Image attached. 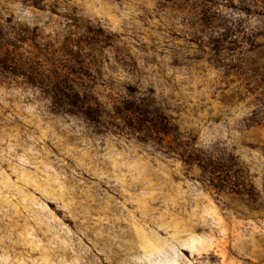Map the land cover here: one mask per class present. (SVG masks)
<instances>
[{"label":"rangeland","instance_id":"rangeland-1","mask_svg":"<svg viewBox=\"0 0 264 264\" xmlns=\"http://www.w3.org/2000/svg\"><path fill=\"white\" fill-rule=\"evenodd\" d=\"M0 264H264V0H0Z\"/></svg>","mask_w":264,"mask_h":264}]
</instances>
